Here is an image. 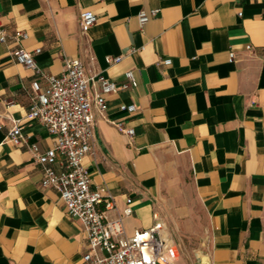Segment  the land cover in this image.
I'll use <instances>...</instances> for the list:
<instances>
[{
  "label": "crops",
  "instance_id": "0c3cea01",
  "mask_svg": "<svg viewBox=\"0 0 264 264\" xmlns=\"http://www.w3.org/2000/svg\"><path fill=\"white\" fill-rule=\"evenodd\" d=\"M152 9L141 26L139 11ZM84 10L96 22L82 30ZM0 27L25 31L20 45L40 48L34 59L49 73L65 57L118 84L132 71L134 85L106 94L104 110L93 106L94 150L83 165L91 187L113 196L107 214L121 215L126 233L164 222L159 264H264V0H0ZM15 46L0 42V264H86L85 229L42 186L28 149L56 138L28 115L39 77L14 59ZM10 118L26 143L8 140ZM52 166L64 170L63 155Z\"/></svg>",
  "mask_w": 264,
  "mask_h": 264
},
{
  "label": "built area",
  "instance_id": "2783aa9c",
  "mask_svg": "<svg viewBox=\"0 0 264 264\" xmlns=\"http://www.w3.org/2000/svg\"><path fill=\"white\" fill-rule=\"evenodd\" d=\"M158 9H152L148 14L141 10L138 21L142 26L150 15H156ZM238 14H241L239 12ZM96 22V14L91 10L81 11L79 23L82 30ZM27 37L22 30H15L8 35L0 27V42L12 39L16 42L11 53L14 59L34 70L39 78L31 81L32 94L28 115L43 123L47 131L56 139L52 147L40 151L37 143L28 144V149L34 159L42 166L41 184L51 186L59 192L66 206L67 213L80 221L87 234L88 251L83 254L86 264H159L166 261L169 246L168 235H165V225L156 220L148 228L135 230L132 234L125 231L122 216L115 218L107 212L115 207L113 196L104 186L92 188L90 177L83 165L85 155L94 150L93 138V106L100 110L106 108L105 95L118 88H127L135 84L132 71H126V80L118 84L115 80L101 74H88L80 59L64 58L60 73L52 74L38 67L34 54L40 48L28 51L20 45ZM250 48V45H247ZM235 57L230 53V60ZM120 56H108L109 62L120 60ZM165 64L170 58L163 60ZM95 80L99 81L100 89L90 92L89 87ZM7 101L6 104H11ZM122 109L134 111V104L121 105ZM3 116L0 114V127ZM11 126L7 138L15 145L27 142L18 119L10 118ZM117 126L129 137L134 135L132 127ZM57 153L63 155L65 169L56 171L52 164ZM130 201V199H128ZM132 207L127 205L123 215H129Z\"/></svg>",
  "mask_w": 264,
  "mask_h": 264
}]
</instances>
